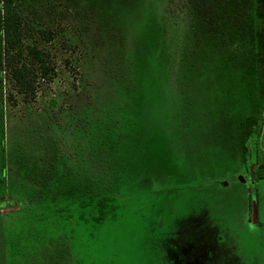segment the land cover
Wrapping results in <instances>:
<instances>
[{"label": "rangeland", "instance_id": "rangeland-1", "mask_svg": "<svg viewBox=\"0 0 264 264\" xmlns=\"http://www.w3.org/2000/svg\"><path fill=\"white\" fill-rule=\"evenodd\" d=\"M19 1L54 34L28 30L24 45L38 41L56 73L34 101L8 79L0 91V264H264V181L251 222L243 184L256 180L257 151L264 163V103L255 109L232 77L195 76L190 60L188 77L173 76L166 0ZM88 130L99 160L120 161L116 210L101 224L75 207L57 218L33 194Z\"/></svg>", "mask_w": 264, "mask_h": 264}, {"label": "trees", "instance_id": "trees-1", "mask_svg": "<svg viewBox=\"0 0 264 264\" xmlns=\"http://www.w3.org/2000/svg\"><path fill=\"white\" fill-rule=\"evenodd\" d=\"M166 4L173 22L169 63L173 76L188 77L181 76L179 70L190 60L195 76L218 72L223 79L232 77L239 81L241 92L251 95L255 109L264 103V0H166ZM161 27L166 32L165 24ZM28 30L46 43L55 38L50 29L35 28L27 22L21 1L0 0V91L8 79L27 100L34 101L38 84L51 83L56 71L50 52L38 41L24 45ZM116 130L121 129L118 126ZM87 132L91 140L83 133L82 145L73 141L71 152L64 145L62 157L54 160L55 170L37 174L38 181L45 180L47 186L40 183L44 189L33 194H38L39 202L57 218L72 219L75 207L79 221L101 224L116 210L111 205L118 195L113 191V171L120 161H111L109 154L99 160L100 142L95 145L93 132ZM117 147L112 143L110 149L115 151ZM258 160L257 151L252 170L256 181H264V163ZM6 206L3 202L0 208Z\"/></svg>", "mask_w": 264, "mask_h": 264}, {"label": "flooded vegetation", "instance_id": "flooded-vegetation-1", "mask_svg": "<svg viewBox=\"0 0 264 264\" xmlns=\"http://www.w3.org/2000/svg\"><path fill=\"white\" fill-rule=\"evenodd\" d=\"M248 182H249L248 180L243 182V184L245 185L244 189H246L249 192L248 202L244 203L245 204V211H244L245 215H244V217H245V220L249 219V221L251 222L252 218H253V214H254V212H253L254 207L257 210V216H258V220H259V204L256 203L254 206V203H253L254 198H252V194H251L254 190L257 189V187L255 186L256 185L255 178L252 179L251 185Z\"/></svg>", "mask_w": 264, "mask_h": 264}]
</instances>
